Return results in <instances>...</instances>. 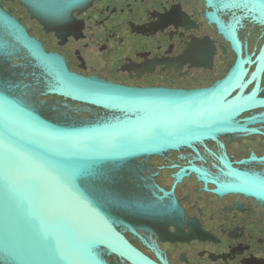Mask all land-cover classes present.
Here are the masks:
<instances>
[{"label": "flooded vegetation", "instance_id": "1", "mask_svg": "<svg viewBox=\"0 0 264 264\" xmlns=\"http://www.w3.org/2000/svg\"><path fill=\"white\" fill-rule=\"evenodd\" d=\"M0 8L83 78L137 89L216 86L226 114L216 137L138 160L125 189L148 212L124 216L120 232L151 264H264V0H34L31 8L0 0ZM0 41L13 44L1 28ZM10 59L25 67L34 97L58 109L50 118L106 114L43 95L27 55Z\"/></svg>", "mask_w": 264, "mask_h": 264}, {"label": "water", "instance_id": "2", "mask_svg": "<svg viewBox=\"0 0 264 264\" xmlns=\"http://www.w3.org/2000/svg\"><path fill=\"white\" fill-rule=\"evenodd\" d=\"M0 28L13 43L0 41V264H108L105 252L151 264L120 232L124 216L148 212L126 194V178L140 159L216 137L226 115L216 106L223 103L216 86L137 89L83 78L1 8ZM18 53L40 72L43 95L106 114L47 116L59 111L34 97L25 67L10 59Z\"/></svg>", "mask_w": 264, "mask_h": 264}]
</instances>
